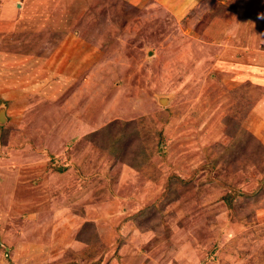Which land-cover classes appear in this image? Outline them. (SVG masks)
Wrapping results in <instances>:
<instances>
[{"label":"rangeland","instance_id":"rangeland-1","mask_svg":"<svg viewBox=\"0 0 264 264\" xmlns=\"http://www.w3.org/2000/svg\"><path fill=\"white\" fill-rule=\"evenodd\" d=\"M177 1L0 0V264H264V0Z\"/></svg>","mask_w":264,"mask_h":264},{"label":"crops","instance_id":"crops-1","mask_svg":"<svg viewBox=\"0 0 264 264\" xmlns=\"http://www.w3.org/2000/svg\"><path fill=\"white\" fill-rule=\"evenodd\" d=\"M171 2L170 3H168L169 5V7H171V5H172V2H174V3H177V4H175V6L176 7H178V3H180V2H178L177 0H175V1H172V0H170ZM175 8V7H174ZM173 8V9H174ZM261 34H262V37H263V39H264V27H263V29H262V32H261ZM264 59V58H263ZM252 68V67H251ZM264 68V67H263ZM6 178V177H5ZM4 180V179H3ZM5 186H8V182H7V179H5L4 181H3V183L1 184L0 183V187H2V188H5ZM5 195V191L4 190H2V192L0 193V196L1 197H3Z\"/></svg>","mask_w":264,"mask_h":264},{"label":"water","instance_id":"water-1","mask_svg":"<svg viewBox=\"0 0 264 264\" xmlns=\"http://www.w3.org/2000/svg\"><path fill=\"white\" fill-rule=\"evenodd\" d=\"M167 98L166 97H159L158 101L161 105L165 104ZM3 119H6L4 107L0 106V122L3 121Z\"/></svg>","mask_w":264,"mask_h":264}]
</instances>
